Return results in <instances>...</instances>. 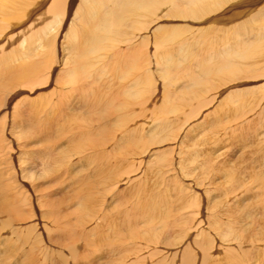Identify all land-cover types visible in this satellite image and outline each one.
I'll return each instance as SVG.
<instances>
[{
	"label": "bare ground",
	"instance_id": "1",
	"mask_svg": "<svg viewBox=\"0 0 264 264\" xmlns=\"http://www.w3.org/2000/svg\"><path fill=\"white\" fill-rule=\"evenodd\" d=\"M69 13L73 20L66 19ZM29 19L33 20L28 22ZM169 20L171 22L167 23ZM187 21L198 23L199 29L202 26L199 24L206 21L205 35L196 38L197 34L191 30L193 26L189 27L192 24L184 25ZM27 22L28 25L23 26ZM63 29L66 30V40L70 36L74 38L72 47L65 52L69 59L62 57L66 68L64 72L63 69L59 71L64 73L61 72L62 84L57 89L62 97L53 99L54 105L51 106L50 128L54 136L50 139L51 147L47 146L50 152L46 153L50 160L49 163L29 162L27 166L15 162V167L12 164L7 170L23 183L15 185V190L10 187L15 192H0V264H118L117 260L121 264H143L148 259L151 262L156 260L159 243L180 247L175 248V252L182 264H264V149L255 157L248 154L245 158L250 163L251 181L243 180L234 186L232 163L215 162L218 164L215 175L207 165L210 163L206 164L207 160L215 158L223 138L215 137L199 147L195 140L198 132L194 133V141L187 145L198 147L196 152L201 151L198 154L190 147L208 166L207 169L202 164L201 169L209 170L208 173L215 177L223 170L230 181L228 183L224 178L221 181L226 187V194L222 197L225 200L230 198L223 200L224 204L216 198L220 203L218 207L224 205L222 210L215 207L216 199L211 201L213 208L221 213L213 214L215 216L206 213L212 208L208 205L211 196L208 198L207 195L204 197L208 199L203 207L205 210L200 214L203 218H200L198 209L200 187H197L200 191L186 194L187 186L176 180L175 174L180 173L177 168L189 160V153L180 157L178 153L183 151H179L173 158L169 156L167 162L168 149L164 146L167 150L159 151L162 161L153 157L157 161L148 163L149 156L154 155L149 149L150 141L151 144H160L171 140L175 142L171 147L177 148L179 135L195 129L200 122L197 116L205 118L201 110L211 103L207 96L211 95L213 87L242 78L264 76V0H0V74L5 77L3 80L11 83L20 78L31 89L33 84L28 83L39 76H42L41 85L48 83L53 77L54 65L49 66L48 72L42 69L48 67L53 49H48V43L41 38L54 33L52 40L56 42V35ZM197 31L195 33L201 32ZM188 34L190 38L183 40L182 37ZM33 40L37 42L35 45ZM5 45L12 47L5 49ZM64 46L68 48L67 44ZM93 55L98 59H93ZM18 56L21 62L15 67L17 64L14 66L12 62ZM180 58L187 59L182 62L185 64H180ZM151 66L163 70L165 83L168 82L166 87L163 86L166 94L160 88L162 96L157 98L153 97L157 85L156 80L153 82ZM41 71L47 75L39 74ZM180 77L189 83L185 88H182L183 84H177L182 90L175 91L174 83H178ZM152 83L156 86L153 87ZM239 86L234 85V88L231 85L230 92L229 88L223 91L229 93L228 97L239 96L243 91ZM244 90L252 89L247 86ZM253 93H256L255 88ZM263 96L261 100H264ZM153 103L159 108L152 111ZM169 111L174 115L169 116ZM62 119L64 121L60 122ZM246 122L229 130L235 131ZM257 122L261 125L259 128L264 125L262 112ZM19 125L21 128V123ZM65 130L71 136L66 140L63 138L65 143L62 144L60 136L67 134ZM260 135L263 137L264 132L260 131ZM28 157L22 158V162ZM142 163L148 178L145 179L148 181L146 187L136 195L138 201L134 208L130 204L129 208L124 207L127 201L119 199L121 194L117 196L119 189L116 187L124 182L139 184L140 178L134 175ZM166 164L167 173H172L167 180L160 176H163L160 168ZM197 168L199 165L192 172ZM187 170L181 174L191 175ZM132 172H135L134 177L130 175ZM198 173L197 176L202 178L203 173ZM193 175L197 177L195 172ZM27 180H32V184ZM43 185L48 186L47 190H43L46 187ZM214 187L216 193L219 189ZM36 190L42 193L36 194ZM95 191L109 193V196L101 198L102 194L100 196L97 192L99 198L93 195ZM219 193L223 194V191ZM43 205H47L46 212L41 208ZM171 209L176 212L185 209L186 212H181L182 215L169 224L172 215L167 223L165 219ZM209 216L211 218L207 219ZM202 222L211 225L200 227ZM213 224H217L220 230L216 231V226L211 228ZM217 235L225 240L221 239L224 244H216L213 251ZM135 237L142 243L131 241L130 238Z\"/></svg>",
	"mask_w": 264,
	"mask_h": 264
},
{
	"label": "rangeland",
	"instance_id": "2",
	"mask_svg": "<svg viewBox=\"0 0 264 264\" xmlns=\"http://www.w3.org/2000/svg\"><path fill=\"white\" fill-rule=\"evenodd\" d=\"M48 4L49 3H47L46 4V7L48 6ZM43 9H44V7H43ZM68 15V17L66 16V19L68 18V19H74V17L72 18V14L71 13H69V14H67ZM34 19V18H33ZM33 19H29V21L28 22H31ZM31 20V21H30ZM65 20V19H64ZM182 22V19L181 20H179V24H181V22ZM28 22L27 23H24V25L23 26H26V25H28ZM171 22V20H169L167 23H170ZM172 22H175L176 23V21H172ZM205 22L206 21H202L199 25L202 27H200V29H199V26H198V23H194V22H189V21H187L184 25H187V26H189V23L190 24H192V25H190L189 27L191 28V26H193L192 28H191V30L192 31H194V34L196 35L195 37L197 38V37H199V35H201L200 37H203V35H205V34H203L204 33V29H206V28H204V26H205ZM67 23V22H66ZM195 24H196V26H195ZM207 24H208V21H207ZM206 24V25H207ZM181 26V25H180ZM198 26V27H197ZM195 27H197V30L198 31H200L201 30V32H199V33H195V31H197V30H195ZM66 31V30H65ZM65 31H64V29L62 30V32H58V35H56V37H57V39H56V42H53V37H54V33H51V35L49 34V35H47L48 37H46V36H44V37H42L41 39L43 40V42L46 44V43H48V49H53L52 50V53H51V55H50V59L55 63V61H56V63L54 64L51 60H50V62L48 61L47 62V64H48V67H46V68H44V69H42V70H46V71H44V72H48V70L50 69L49 68V66H51L52 64L54 65V74H53V77H52V79H48V83H46V84H40L39 82H40V78L42 77V76H39L36 80H33L34 82H38V83H33V81H30V83H28V84H33L32 86L34 87V88H30V85H26V84H24V82L22 81L23 79H17V80H15L16 82H8V81H6V80H3V78H5L4 76H1V74H0V81L4 84H2L1 82H0V100H2L1 102H0V192H2V194H4L5 192H15V191H13V189L15 188V185H17V184H22L23 182H21L20 183V180L18 179V178H15L14 177V173L13 174H10V172H8L7 170L10 168V166L13 164V166L15 167V165H16V163L15 162H17V163H22V164H26V165H24V166H27V165H29V162L31 163L32 162V164L33 163H38L37 161L39 160V163H43L44 161H45V163H49V158H48V155L46 154V153H48L49 154V152H50V149H48V147L50 148L51 147V145H52V141L50 140L51 139V137H53L54 135L52 134V131H51V128H50V118H51V116L53 117V114H52V111H51V106L52 105H54L53 104V99H57V100H59V99H61V95L58 93V91H57V89H59L61 86V84L62 83H60L61 81H62V77H63V75H64V70H65V65L63 64V62H62V57L63 56H66V58L65 57H63V59L65 58V60H67V59H69V58H67V55H65V52H67L68 50H69V47H72V40H73V38L74 37H68L67 38V40H66V34H65ZM197 31V32H198ZM62 33V34H61ZM53 34V35H52ZM63 35H64V38H63ZM59 36V37H58ZM199 37V38H200ZM188 38H190V35L188 34L187 36L186 35H184L183 37H182V39L183 40H185V39H188ZM40 39V38H39ZM50 39L52 40L51 41V43H50ZM68 39H70V40H68ZM34 41V45H35V40H33ZM32 41V42H33ZM62 41V42H61ZM71 43H70V42ZM37 43V42H36ZM54 43V44H53ZM70 43V44H69ZM17 43L15 42V44H13L14 46L16 45ZM50 44H51V46H50ZM65 44H67L68 46V48L67 49H65V47L66 46H64ZM63 45V46H62ZM10 45H5V49H7L8 47H9ZM7 47V48H6ZM10 47H12V46H10ZM54 47V48H53ZM55 49H57V50H55ZM55 50V51H54ZM56 54H55V53ZM60 55H59V54ZM63 53H64V55H63ZM57 55V56H56ZM94 56L95 55H93V59H98V58H94ZM14 59H16V60H14L15 62L13 63L12 62V64L15 66V64H17L15 67H17L19 64H20V62H21V60H20V57L18 56V57H15ZM13 60V59H12ZM187 59H184V58H180L178 61L180 62V64H185V63H182V62H185ZM177 61V62H178ZM17 62V63H16ZM68 62V61H67ZM50 63V64H49ZM61 63V64H60ZM187 63V62H186ZM160 67H158L159 69H161L162 68V66L161 65H159ZM59 67H61V68H59ZM57 68V69H56ZM154 68V69H153ZM156 66H151V69H153V70H151L150 69V72H151V75H152V77H153V82H155V80H156V82H155V84L157 85H155L154 83H152V86L154 87V85L156 86V91H155V88H153L152 86H151V88H153L152 90L153 91H155V96H153V94H154V92L153 93H151V95L153 96V97H155V98H157V96L158 97H160V96H162L161 94H162V92L164 93V94H166L164 91H165V88H163V86H165L166 87V85L168 84V82H167V84L165 83L166 81H165V79H164V72H163V70H159ZM0 69H1V66H0ZM60 69H63L61 72L63 73V75L61 74V72H59L60 71ZM158 69V70H157ZM156 71V72H155ZM43 71H41L39 74H44V76H46L47 75V73H44ZM160 72H161V74H160ZM0 73H1V70H0ZM56 73H58L59 75H57ZM160 74V75H159ZM56 77H55V76ZM157 76L156 78L157 79H155V76ZM160 76V77H159ZM163 78H162V77ZM61 77V78H60ZM161 79H162V81H161ZM182 79V80H181ZM177 80H178V83H177V81H176V84L174 83V85L176 86L175 87V91H179L180 89L182 90V88H185L186 86L185 85H188V80L186 79V82H185V80L182 78V77H180V79H178L177 78ZM184 80V81H183ZM180 81H183L184 83H182V82H180ZM233 82V81H232ZM6 83V84H5ZM8 83L10 84V85H8ZM161 83V84H160ZM165 83V84H164ZM186 83V84H185ZM262 83H264V76L263 77H259V78H242V79H239V80H236V82L234 81L233 83H228V84H225V85H217V86H215V87H213L209 92V94H211V95H209L211 98H209V96H207L208 97V99H209V101L211 102V103H209L206 107H204V108H202V110H201V112L203 111V113L206 115L205 116V118H204V116H197V121L199 122V124L198 125H196V127H195V129L192 131V132H185V133H182L181 135H179V138H177L176 139V143H179L178 145H177V148L175 149L174 147V149L171 147V146H173V144L175 143L174 141H171V140H169L167 143L166 142H164V143H160V144H156V143H153V144H151V142L152 141H150V143H149V149H152V151H154V155L153 156H149V158L150 159H148V163H155L157 160H160V161H162L161 160V158L159 157L160 155H159V151L160 152H164V151H166L167 149V156H166V159H167V162H169L168 160L170 159V158H173V156H174V154L175 153H177V152H179V151H183L181 154L180 153H178V156H183L184 157V155L186 156V155H188V153H189V158H187V159H189V160H186L187 162H183V164H181L180 165V168H177V170H179V172L180 173H178V174H175L176 175V177H177V181L181 184V185H184V186H187V191H185L186 192V194L187 193H191L192 191H196V192H198V191H200V189H201V191L198 193L199 194V196H200V206L198 205V209H199V211H201V212H199V215L200 214H202L203 213V207H204V205H205V203H207V202H205L206 200H208L207 198H204L205 196H207L208 195V198L209 199H211V200H208V202H209V206H212V208L214 207V205H213V202H211V201H213V199H218L219 201H223V200H225L224 199V197H222V196H224V194H226L224 191L226 190V187H225V185H223L222 186V182L221 181H223L224 179L227 181L228 180V178H227V176L228 175H226L227 173L224 171V174H223V170H221L220 168V172L218 173V174H216V176L217 177H215L214 175H215V173H217V171H218V168H216V167H218L217 165L218 164H215V162L216 163H232L233 165H232V167H233V171H232V173H231V181L232 182H236L235 183V185L234 186H236V185H239L240 183L239 182H241V181H243V180H246L247 181V179H248V181L250 180L251 181V172H250V170H249V164L250 163H247L248 161L245 159L246 158V156H248V154H249V156H253V157H255L256 155H258L263 149H264V135H263V137H262V135H260V131H262V132H264V125L262 126V127H260L259 128V126H261V125H259V122H257L260 118H261V112H262V114H264V110H262L263 109V106H264V100H261V98H262V96L264 95V86L263 85H261ZM20 84V85H19ZM58 84V85H57ZM161 86H160V85ZM177 84H183V86H182V88H180L181 87V85L179 86V85H177ZM241 84V85H240ZM17 85V86H16ZM26 85V86H25ZM46 85H47V87H46ZM231 85H233V87H234V85L235 86H241V88L243 87V91H241V93L239 94V96H229L228 97V92H230V89H232V87L230 88V86ZM14 86V87H13ZM19 86V87H18ZM43 86V87H42ZM160 86V87H159ZM179 86V87H178ZM224 86V87H223ZM240 86H239V88H240ZM247 86H251V89L252 90H250V91H248V90H244ZM256 89V93H253V87ZM262 86V87H261ZM17 87V88H16ZM51 87V88H50ZM256 87H258V89L256 88ZM261 89H260V88ZM160 88H161V90L162 89H164V90H162V92H161V90H160ZM217 88V89H216ZM227 88H229V90H228V92L226 91V92H224L225 90H227ZM235 88V87H234ZM51 89V90H50ZM225 89V90H224ZM263 89V90H262ZM13 90H15V91H13ZM35 90V91H34ZM151 90V91H152ZM180 90V91H181ZM220 90L221 91H223V92H220ZM257 90H259V92L257 91ZM17 91H19V92H21V93H19V92H17ZM30 91V92H29ZM220 92L219 94L217 93V92ZM255 91V90H254ZM11 92V93H10ZM14 92V93H13ZM29 92V93H28ZM158 94H157V93ZM159 92L161 93V94H159ZM214 92H216V93H213ZM250 92V93H249ZM223 93V94H222ZM262 93H263V95H262ZM9 94V95H8ZM13 94V95H12ZM157 94V95H156ZM163 94V95H164ZM217 95V97H216V95ZM222 94V95H221ZM242 94V95H241ZM254 94H255V96H254ZM220 95V96H219ZM225 95V96H224ZM260 95V96H259ZM14 96V97H13ZM16 96H18L17 97V99H16ZM59 96V97H58ZM227 96V97H226ZM7 97V98H6ZM12 97V98H11ZM21 97L22 98H25V99H21ZM253 99H252V98ZM261 97V98H260ZM4 98V99H3ZM9 98V99H8ZM15 98V99H14ZM211 99V100H210ZM256 99H257V101H256ZM263 99H264V96H263ZM11 100V101H10ZM255 100V101H254ZM14 102H16V103H14ZM20 102V103H19ZM18 103V104H17ZM257 103H258V105H259V103H260V105L259 106H257ZM14 105V106H13ZM263 105V106H262ZM10 106V107H9ZM5 107H6V109H5ZM43 107V108H42ZM157 108H159L158 106H156V104L155 103H153L152 105H151V109H152V111L154 110V109H157ZM262 108V109H261ZM8 109V110H7ZM45 109V110H44ZM48 109V110H47ZM5 110V111H4ZM12 110V111H11ZM4 112V113H3ZM10 112V113H9ZM1 113L4 115V117H3V115L1 116ZM42 113V114H41ZM6 114V115H5ZM163 114V113H162ZM169 116H173L174 115V113L173 112H171V111H169V114H168ZM203 118L205 119V120H203ZM14 119V120H13ZM245 119V120H244ZM257 120V121H256ZM62 121H64L63 119L60 121V122H62ZM245 121H247L241 128H238V129H236L235 131H233V130H229L231 127H234V126H237L238 124H240V123H242V122H245ZM194 122H196V121H194ZM198 122H196V123H198ZM11 123V124H10ZM21 123V128H20V124ZM255 123V124H254ZM14 125V126H13ZM259 125V126H258ZM49 126V127H48ZM198 126V127H197ZM257 126H258V128H257ZM3 127V128H2ZM14 128V129H13ZM198 128V129H197ZM2 129V130H1ZM7 129V130H6ZM11 129H13V130H11ZM17 129V130H16ZM260 129V130H259ZM44 132H43V131ZM229 130V131H228ZM13 131V132H12ZM63 131V130H62ZM66 131V130H65ZM183 130H181V132H182ZM259 131V132H258ZM2 132V133H1ZM21 132V133H20ZM41 132V133H40ZM67 132V134L63 137V136H60V142H63L62 144H64L65 142V140H66V137L68 138L69 136H71V134H69L68 132L69 131H66ZM180 132V133H181ZM198 132V133H197ZM8 133V134H7ZM71 133V132H70ZM197 135L196 136V138H195V140L196 141H198V143H199V147H202L203 146V142H207V140H211V139H214L215 137L216 138H223L222 139V143H221V145L218 147L219 149L217 150V152L215 153V158H213L212 160H207V159H205V157H203L204 159H205V161H206V164L207 163H210V165H211V163L213 162L214 164H213V166H210L209 164H207L208 166H209V168H210V172H212V174H213V172H214V178H213V176H212V174H211V178L212 179H210V174L208 173L209 172V170H208V172H207V170H205L204 168H203V170L201 169V166H202V164H204L203 166H205V168L207 167V169H208V166L207 165H205V162H204V160H200V159H202V156H199L198 154H200L201 153V151L200 152H196V151H199L198 150V147H195L194 145H192V146H189V145H187V144H189L191 141L193 142L194 141V139L192 138L195 134ZM227 133H229L230 135L228 136V134ZM199 134V135H198ZM20 135V136H19ZM23 135V136H22ZM41 135H43V137H41ZM51 135V136H50ZM219 135V136H218ZM221 135H222V137H221ZM35 136H37V138H35ZM40 136V137H39ZM21 137V138H20ZM48 137V138H47ZM61 137H62V139H61ZM30 138V139H29ZM33 138V139H32ZM39 138V139H38ZM41 138H43V140L41 139ZM65 140H64V139ZM215 138V139H216ZM16 139V140H15ZM41 139V140H40ZM45 139V140H44ZM193 139V140H192ZM64 140V141H63ZM20 141H21V143H20ZM36 143H35V142ZM45 141V142H44ZM16 142V143H15ZM32 142V143H31ZM39 142V143H38ZM51 142V143H50ZM13 143V144H12ZM165 143H166V145H165ZM170 143H172V144H170ZM34 144V145H33ZM41 144H44V145H46L45 147L43 146V145H41ZM191 144V143H190ZM21 145V146H20ZM31 145V146H30ZM41 146V148H40V146ZM167 145H169V148H168V146ZM180 145V146H179ZM189 147H187V146ZM12 146V147H11ZM38 146V147H37ZM48 146V147H47ZM167 148H165V147ZM194 146V147H193ZM197 146H198V144H197ZM21 149H20V148ZM180 149H179V148ZM190 147H192L193 148V150L196 152V153H198L197 155H196V153L195 152H193V150L190 148ZM26 148V149H25ZM36 148V149H35ZM42 149H43V151H44V153L42 152L41 153V151H42ZM190 149H191V151H190ZM197 149V150H196ZM15 150V151H14ZM34 150V151H33ZM35 150L36 151H39V150H41V151H39V152H35ZM49 150V151H48ZM164 150V151H163ZM12 151H14V152H12ZM168 151H170V152H168ZM174 151H176V152H174ZM18 154H17V153ZM34 152V153H33ZM172 152H174V153H172ZM187 152V153H186ZM223 152V153H222ZM14 153V155L12 156V154ZM30 154V156L28 157V155ZM38 153V154H37ZM170 153H172V154H170ZM203 153V152H202ZM34 154V155H33ZM41 156H40V155ZM44 154V155H43ZM194 154V155H193ZM247 154V155H246ZM25 155H27L26 157H28V159H26V160H24V162H22V160L23 159H25L26 157H25ZM46 155V156H45ZM191 155H193L192 157H191ZM255 155V156H254ZM23 156L25 157V158H23ZM33 156V157H32ZM44 156V157H43ZM169 156H170V158H169ZM195 156V157H194ZM198 156L199 157H201V158H199L198 159ZM229 157L228 158V160H227V157ZM153 157H157V160L154 158L153 159ZM191 157V158H190ZM197 157V158H196ZM218 157H220L221 159V161L219 160V158ZM23 158V159H22ZM194 158V159H193ZM222 158H224V160L225 161H223L222 160ZM18 160V161H16V160ZM21 159V160H20ZM33 159H34V161H33ZM42 159H44V160H42ZM197 159V160H196ZM215 159H216V161H215ZM219 161H218V160ZM15 160V161H14ZM32 160V161H31ZM154 160H156V161H154ZM191 160V161H190ZM195 160V161H194ZM27 161V162H26ZM36 161V162H35ZM189 161V162H188ZM193 161V162H192ZM202 161V162H201ZM204 162V163H203ZM240 162V163H239ZM146 163V162H145ZM185 163V164H184ZM139 165H141V164H139ZM192 165H194V166H192ZM198 165H199V169L197 168V170H194V172H195V176H197V172L199 171V173L200 172H202L203 173V175H202V173H200V175H202V178H200V176H197V177H194V172H192L193 171V168L194 169H196V167H198ZM255 166H257V164H255ZM140 167V166H139ZM181 167H184V168H181ZM193 167V168H192ZM145 164L144 163H142V165H141V167H140V169L138 168L135 172H136V174L134 175L133 173H135V172H132V174L130 173V175H132V177H134V176H138L140 179V181H138L139 182V184L137 183V182H129V183H126V182H124V183H121L120 185H118L117 187H116V189H119V193L117 194V196L118 195H120L121 194V196L119 197V199L120 200H122V201H127V203L126 204H128V205H126L125 204V206L124 207H128L129 208V206L131 205L133 208H134V206H135V204L137 203V201H138V198H137V196L136 195H138V193L142 190V189H144L146 186H145V184H146V182H148V181H146L145 179H148V178H146V173L144 172V170H145ZM163 168H165L164 170H161V169H163ZM215 168V169H214ZM188 169V170H187ZM182 170V171H181ZM189 171V172H191V175H189V174H187L186 172H184L185 173V175L187 174V176H185L184 174H181V172L183 173V171ZM205 170V171H204ZM212 170V171H211ZM162 171V173H163V176L160 174V176L163 178V179H165V180H167L169 177H172V173H171V171H168L169 173H167V164L164 166V167H162V168H160V172ZM205 172H207L208 174H209V176H208V174H206ZM165 173H167V174H165ZM199 173H198V175H199ZM222 173V174H221ZM206 174V175H205ZM134 175V176H133ZM174 175V174H173ZM181 175V176H180ZM193 175V176H192ZM167 176V177H166ZM203 176H207L208 178L206 179V177H203ZM175 177V178H176ZM181 177V178H180ZM193 177V178H192ZM142 178V179H141ZM174 178V177H173ZM189 178V179H188ZM224 178V179H223ZM15 179V180H14ZM203 179H205V180H203ZM10 180H12V181H10ZM144 182H142V181ZM145 180V181H144ZM180 180H181V182H180ZM183 180V181H182ZM191 180H192V182H191ZM17 181V182H16ZM189 183H188V182ZM210 181V182H209ZM214 181H217V182H219L218 184L215 182L214 183ZM225 181V182H226ZM6 182H8V183H6ZM13 182H15V184L13 183ZM27 182L29 183V184H32V180H27ZM43 183H45V181H42ZM140 182H142V183H140ZM163 182H164V180H163ZM185 182V183H184ZM187 182V183H186ZM210 184H209V183ZM230 181L228 180V183H229ZM6 183V184H5ZM197 183V184H196ZM200 183V184H199ZM201 183H203L202 185H201ZM221 183V184H220ZM224 183V182H223ZM227 183V182H226ZM227 183V184H228ZM9 184V185H8ZM13 184H14V186H13ZM47 184H49V182H47ZM130 184V185H129ZM195 184V185H194ZM212 184H214L215 186H216V184L220 187H214ZM225 184V183H224ZM38 185V184H37ZM135 185H137V186H135ZM140 185H142V186H140ZM203 185H205V187L203 188ZM2 186V187H1ZM3 186H5V187H3ZM46 186V187H45ZM120 186V187H119ZM144 186V187H143ZM192 186V187H191ZM194 186V187H193ZM200 187V189H198L197 187ZM10 187H14L13 189L12 188H10ZM26 187H27V184H26ZM41 187V185L38 187V188H40ZM43 187H45V188H43V190L45 191V190H47L46 188L48 187L47 185H43ZM190 187V188H189ZM208 187V188H207ZM213 187H214V189H219V190H217L216 191V193H214V190H213ZM233 187V186H232ZM159 188V190H161L162 189V186L161 187H158ZM157 188V189H158ZM203 188V189H202ZM210 189V191L208 192V190L207 189ZM223 188V189H222ZM4 189V190H3ZM7 189V190H6ZM8 189H9V191H8ZM195 189H197V190H195ZM205 189V190H204ZM221 189V190H220ZM15 190V189H14ZM202 190H203V192H202ZM240 190V189H239ZM238 190V191H239ZM3 191H5V192H3ZM40 191V190H39ZM38 190H36V194H41L40 192H39ZM125 191L126 192H128L127 193V195H126V193H125ZM137 191V192H136ZM189 191V192H188ZM219 191H223V194L222 193H219ZM98 192V194H100L101 193V191H97ZM96 191L93 193V195L94 196H97L98 194H96L97 193ZM121 192V193H120ZM202 192V193H201ZM235 192L236 191H234V194H235ZM133 193H136V194H133ZM201 193V194H200ZM206 193V194H205ZM60 194V193H59ZM96 194V195H95ZM102 194V197L101 198H104V196L105 197H108L109 196V193H104V192H102L101 193ZM101 194H100V196H101ZM128 194H129V197H128ZM134 195V197H131V195ZM205 194V195H204ZM233 194V195H234ZM61 196H62V194H60ZM59 195V196H60ZM210 195V196H209ZM217 195L219 196V197H217ZM58 196V197H59ZM99 196V195H98ZM97 196V197H98ZM100 196H99V198H100ZM202 196H203V199H204V201H203V199L201 200V198H202ZM215 197V198H214ZM225 197H227V195H225ZM0 198H1V193H0ZM230 197H227V199L225 200V201H227L228 199H229ZM216 199V200H217ZM220 199H222V200H220ZM46 200H48V198L46 197ZM217 200V206H216V204H215V207H217L218 209H221L222 210V208H223V206L224 205H222V208H221V206H219L218 207V205L220 204L219 203V201ZM215 201V200H214ZM225 201H223V204L225 203ZM203 202V203H202ZM212 203V204H211ZM214 203H216V201L214 202ZM222 203V202H221ZM130 204V205H129ZM132 204H134V205H132ZM203 205V206H202ZM25 206V205H24ZM138 207V206H137ZM200 207V208H199ZM24 208V207H23ZM41 208L42 209H45V212H46V209H48L47 208V205H43V206H41ZM202 208V209H201ZM206 208V207H205ZM211 208V209H212ZM206 210L207 212L206 213H208V215H211V216H215V215H213V214H215V213H217V215H219V210H216V208L214 209L213 208V210ZM205 210V209H204ZM185 211V209L183 210H181L180 212L179 211H175V210H173V209H171L170 210V214H169V216L165 219V221H166V223H167V219H169V217H170V219L168 220L169 222V224H172L171 222L172 221H174V220H176L177 218H179L181 215H182V213L181 212H184ZM213 211V212H212ZM186 212V211H185ZM212 213V214H211ZM221 213V212H220ZM174 214V215H173ZM177 214V215H176ZM181 214V215H180ZM205 214V213H204ZM173 216H176V217H173ZM205 216V215H204ZM200 218H203V216L202 215H200ZM205 218V217H204ZM209 218H211L210 216L207 218V219H209ZM221 218H223V219H226V218H224V217H221ZM172 220V221H171ZM204 220H206V218L204 219ZM202 223H204V222H202ZM201 223V225H199L200 227H205L206 225L205 224H209V223H207V222H205L204 224H202ZM209 225H211V224H209ZM216 226V228H215V230L216 231H218V230H220L219 228H218V225L216 224H213L212 226H211V228L212 227H215ZM209 227V226H208ZM206 228V227H205ZM209 229V228H208ZM193 232V234H194V232H195V228H193V229H191ZM212 229H210V231H211ZM213 230H214V228H213ZM212 230V233L214 234L215 233V231H213ZM3 231H5V230H3ZM232 232H234V231H232ZM217 234V233H216ZM218 236V235H217ZM160 237H162V236H160ZM217 237H215V242H214V247H213V251H215L216 250V244H220V243H222L224 240H225V238H223L222 239V237H221V239L223 240H221L220 239V235L218 236V238L216 239ZM131 239V241H137V240H139L138 242H139V244H141L142 243V241H140V239H137L136 237L133 239V238H130ZM133 239V240H132ZM185 240V239H184ZM184 240H183V242H184ZM220 240V241H219ZM217 241V242H216ZM222 241V242H221ZM127 242V241H126ZM125 242V243H126ZM138 242L137 243H135V244H138ZM182 242V243H183ZM219 242V243H218ZM226 242V241H225ZM222 244H224V243H222ZM161 246V247H160ZM165 246H167V245H164V243H159V244H157V246L156 247H158L157 249H158V252H159V255H157L156 257V260H152V262L148 259V260H145L144 262H143V264H166V263H168V264H171L172 262H174V261H178V262H174L175 264H182V263H180V257L179 256H177L178 255V253L177 252H175V251H177L178 250V248H180V247H178L177 248V246H174L173 248L172 247H169V246H167V247H164ZM184 246V245H183ZM160 248V249H159ZM175 248H177V250L175 249ZM146 250V249H145ZM166 252H165V251ZM173 250H174V252H173ZM161 251V252H160ZM197 251V250H196ZM212 251V250H211ZM143 252V251H142ZM170 253V254H172V255H170L169 254V256H168V253ZM141 253V252H140ZM164 253H166L167 255H165ZM176 253H177V255H176ZM159 256H160V258H159ZM173 256V257H172ZM175 257H177V258H175ZM172 258H173V260H172ZM160 259V260H159ZM171 259V260H170ZM175 259V260H174ZM158 260V261H157ZM162 260V261H161ZM154 261H156V262H159V263H155ZM119 262V263H118ZM171 262V263H170ZM117 263L118 264H121L122 262L120 261V260H117Z\"/></svg>",
	"mask_w": 264,
	"mask_h": 264
}]
</instances>
